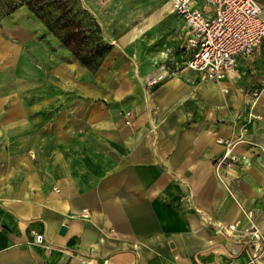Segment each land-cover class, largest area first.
<instances>
[{
    "label": "crops",
    "instance_id": "1",
    "mask_svg": "<svg viewBox=\"0 0 264 264\" xmlns=\"http://www.w3.org/2000/svg\"><path fill=\"white\" fill-rule=\"evenodd\" d=\"M170 14L179 47L146 45ZM38 30L0 26V264H264V44L216 81L182 69L172 0L96 70ZM240 138L220 177L221 139Z\"/></svg>",
    "mask_w": 264,
    "mask_h": 264
},
{
    "label": "built area",
    "instance_id": "2",
    "mask_svg": "<svg viewBox=\"0 0 264 264\" xmlns=\"http://www.w3.org/2000/svg\"><path fill=\"white\" fill-rule=\"evenodd\" d=\"M174 10L183 16L189 29L190 37L185 45L189 57L183 62L182 69H191L198 72L204 79L220 81L226 78L234 69L238 56H250L255 48L264 44V17L263 8L258 0H207L214 6L215 14L207 16L192 4V0H172ZM168 66L171 64L168 63ZM162 68H166L162 66ZM165 71V70H164ZM177 73V71L172 72ZM165 73L152 75L148 83L150 86L159 84L166 78ZM264 100V82L262 86L252 90V106ZM126 122L131 121V112L124 113ZM238 140H224L226 151L215 160L217 174L222 176V168L233 167L239 156L233 149ZM81 216L88 218L87 208ZM235 224H229L227 230L236 231ZM258 239L261 235L258 230L252 231ZM42 243L41 236L37 238ZM264 251V249H263ZM259 257L253 262H258Z\"/></svg>",
    "mask_w": 264,
    "mask_h": 264
},
{
    "label": "rangeland",
    "instance_id": "3",
    "mask_svg": "<svg viewBox=\"0 0 264 264\" xmlns=\"http://www.w3.org/2000/svg\"><path fill=\"white\" fill-rule=\"evenodd\" d=\"M11 1L19 2L21 0H0V26L37 27L38 35L42 39H46L50 47L56 46L58 42L61 44L59 38L47 30L40 19L27 7H20L15 12L7 14L9 10L7 5ZM70 2H77L72 5L76 10H80L79 17L83 19L87 27H95V23L98 22L101 26V31L98 32L100 39L116 47L117 44L125 42V37L133 27L145 19H152V15L162 7L164 0H71ZM152 21L154 22L153 26L142 36L146 45L160 47L166 43L169 48H178L183 40V35L176 16L170 14ZM61 48L63 50L62 59H68L69 57H66L64 52H68L69 49L62 44ZM68 53L70 57H74L70 51ZM256 230L254 228L253 231ZM259 233L261 240H264V231L260 230ZM252 236L255 240L260 241L254 234Z\"/></svg>",
    "mask_w": 264,
    "mask_h": 264
},
{
    "label": "trees",
    "instance_id": "4",
    "mask_svg": "<svg viewBox=\"0 0 264 264\" xmlns=\"http://www.w3.org/2000/svg\"><path fill=\"white\" fill-rule=\"evenodd\" d=\"M71 0H21L11 1L7 7V14L15 12L20 7H27L47 30L59 38L61 44L69 49L72 55L82 64L96 70L113 45L100 39L98 32L101 26L87 27L79 17L80 10H76ZM10 7V8H9Z\"/></svg>",
    "mask_w": 264,
    "mask_h": 264
},
{
    "label": "water",
    "instance_id": "5",
    "mask_svg": "<svg viewBox=\"0 0 264 264\" xmlns=\"http://www.w3.org/2000/svg\"><path fill=\"white\" fill-rule=\"evenodd\" d=\"M66 231V226H63L62 228H61V233H64Z\"/></svg>",
    "mask_w": 264,
    "mask_h": 264
}]
</instances>
